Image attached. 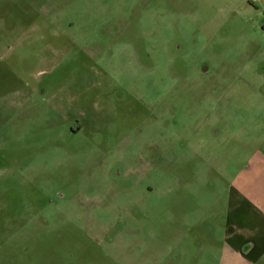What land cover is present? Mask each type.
<instances>
[{
	"label": "rangeland",
	"instance_id": "1",
	"mask_svg": "<svg viewBox=\"0 0 264 264\" xmlns=\"http://www.w3.org/2000/svg\"><path fill=\"white\" fill-rule=\"evenodd\" d=\"M263 125L264 0H0V264H217Z\"/></svg>",
	"mask_w": 264,
	"mask_h": 264
},
{
	"label": "crops",
	"instance_id": "2",
	"mask_svg": "<svg viewBox=\"0 0 264 264\" xmlns=\"http://www.w3.org/2000/svg\"><path fill=\"white\" fill-rule=\"evenodd\" d=\"M261 145L245 157L240 168L218 170L224 209L214 232L220 255L217 264H259L264 257V138ZM221 153L220 161L224 160ZM223 154L229 157L227 151Z\"/></svg>",
	"mask_w": 264,
	"mask_h": 264
}]
</instances>
